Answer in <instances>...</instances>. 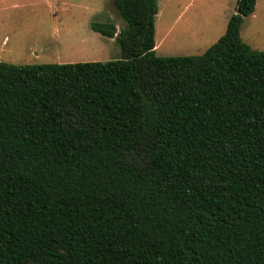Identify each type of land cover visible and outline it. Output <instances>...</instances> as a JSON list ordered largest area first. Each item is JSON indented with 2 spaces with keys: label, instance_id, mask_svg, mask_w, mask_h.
Returning a JSON list of instances; mask_svg holds the SVG:
<instances>
[{
  "label": "trees",
  "instance_id": "trees-1",
  "mask_svg": "<svg viewBox=\"0 0 264 264\" xmlns=\"http://www.w3.org/2000/svg\"><path fill=\"white\" fill-rule=\"evenodd\" d=\"M113 3L124 26L91 27L121 58L0 62V264H264L257 0L183 56L156 53L158 0Z\"/></svg>",
  "mask_w": 264,
  "mask_h": 264
},
{
  "label": "rangeland",
  "instance_id": "rangeland-1",
  "mask_svg": "<svg viewBox=\"0 0 264 264\" xmlns=\"http://www.w3.org/2000/svg\"><path fill=\"white\" fill-rule=\"evenodd\" d=\"M156 53L197 55L225 34L237 0H158ZM93 22L124 21L113 0H0V62L16 65L109 61L122 57L116 38ZM244 42L264 50V0L241 26Z\"/></svg>",
  "mask_w": 264,
  "mask_h": 264
},
{
  "label": "water",
  "instance_id": "water-1",
  "mask_svg": "<svg viewBox=\"0 0 264 264\" xmlns=\"http://www.w3.org/2000/svg\"><path fill=\"white\" fill-rule=\"evenodd\" d=\"M237 13H239V12L237 11Z\"/></svg>",
  "mask_w": 264,
  "mask_h": 264
}]
</instances>
